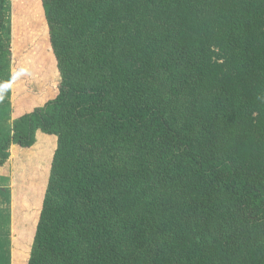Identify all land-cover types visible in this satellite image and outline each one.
Wrapping results in <instances>:
<instances>
[{"label": "trees", "instance_id": "trees-1", "mask_svg": "<svg viewBox=\"0 0 264 264\" xmlns=\"http://www.w3.org/2000/svg\"><path fill=\"white\" fill-rule=\"evenodd\" d=\"M57 138L28 264H264V0H42Z\"/></svg>", "mask_w": 264, "mask_h": 264}, {"label": "rangeland", "instance_id": "rangeland-1", "mask_svg": "<svg viewBox=\"0 0 264 264\" xmlns=\"http://www.w3.org/2000/svg\"><path fill=\"white\" fill-rule=\"evenodd\" d=\"M57 61L42 0H0V132L57 94ZM57 148L37 132L31 148L13 146L0 166V264H28Z\"/></svg>", "mask_w": 264, "mask_h": 264}]
</instances>
